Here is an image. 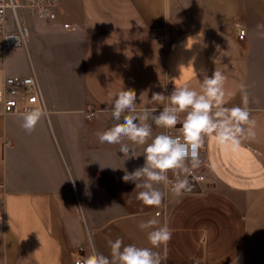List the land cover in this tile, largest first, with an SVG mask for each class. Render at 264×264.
Listing matches in <instances>:
<instances>
[{
    "label": "crops",
    "instance_id": "1",
    "mask_svg": "<svg viewBox=\"0 0 264 264\" xmlns=\"http://www.w3.org/2000/svg\"><path fill=\"white\" fill-rule=\"evenodd\" d=\"M29 26L28 50L5 71L37 76L49 113L29 133L0 108V264H73L93 247L109 255L116 238L150 246L138 227L148 219L172 229L157 249L165 264H264V0H59L55 21ZM15 55L26 65L10 72ZM215 70L227 107L245 106L246 85L255 136L236 151L206 137L209 187L177 197L155 185L161 206L143 205L123 176L143 165L144 146L124 141L138 156L126 159L98 139L115 123L111 94L135 90L137 113L159 112L153 93L199 90Z\"/></svg>",
    "mask_w": 264,
    "mask_h": 264
},
{
    "label": "clouds",
    "instance_id": "2",
    "mask_svg": "<svg viewBox=\"0 0 264 264\" xmlns=\"http://www.w3.org/2000/svg\"><path fill=\"white\" fill-rule=\"evenodd\" d=\"M196 75L195 70L193 69ZM227 76L215 70L209 77L200 80L199 90L188 84L174 87L169 95L153 93L151 101L164 104L159 112L144 109L137 113V93L132 89H121L111 94L110 111L115 121L112 127L98 133L101 143L120 145L119 152L126 159L136 158L132 145L144 146V163L133 172L123 176L125 182L135 183L142 189L137 199L145 206H161L164 193L155 185L163 184L177 197L191 192L193 185L181 171L189 172L199 166V150L205 138H214L225 150L236 151L243 140L255 136V119L246 107L248 93L245 84H240L244 107H227L225 82ZM140 101L143 97L140 95ZM167 101V103H165ZM133 113H136L133 115ZM184 113L183 119L181 114ZM48 115L46 106L29 107L22 113L25 131L31 133L38 122ZM91 117H89L90 119ZM151 121V123H149ZM153 125L166 129L153 136ZM179 127L180 135L169 132ZM150 141V142H149ZM169 173L175 179L169 178ZM138 227L145 231L150 246L125 244L123 238L109 240L110 254L105 255L94 247L86 256H77L74 264H165L166 256L157 249L166 246L172 238V229L167 223L160 224L156 219L142 220Z\"/></svg>",
    "mask_w": 264,
    "mask_h": 264
},
{
    "label": "built area",
    "instance_id": "3",
    "mask_svg": "<svg viewBox=\"0 0 264 264\" xmlns=\"http://www.w3.org/2000/svg\"><path fill=\"white\" fill-rule=\"evenodd\" d=\"M58 5L59 0H0V108L5 115L22 114L27 108L38 105L46 106L37 76L9 75L5 71V60L13 52L28 50L31 37L29 20L44 23L55 21ZM63 28L69 31L76 29L69 23L63 24ZM237 29L238 38L243 40L246 35L245 29L240 25ZM47 112L49 113L48 109ZM92 116L91 112L86 115L88 119ZM177 130L178 128L173 129L169 134L180 135ZM198 158L200 161L198 167L192 168L189 163V172L180 173L182 178L187 176L193 185L192 191L184 193L183 196L201 193L209 187L204 173L207 164L201 161V148ZM169 178L175 179L172 173H169ZM167 191L170 192L168 188Z\"/></svg>",
    "mask_w": 264,
    "mask_h": 264
},
{
    "label": "rangeland",
    "instance_id": "4",
    "mask_svg": "<svg viewBox=\"0 0 264 264\" xmlns=\"http://www.w3.org/2000/svg\"><path fill=\"white\" fill-rule=\"evenodd\" d=\"M25 65H26L25 59H23L21 55H15L12 56L11 59L7 61L6 69L10 72H15L21 70Z\"/></svg>",
    "mask_w": 264,
    "mask_h": 264
}]
</instances>
